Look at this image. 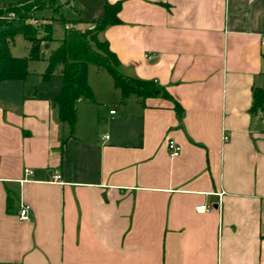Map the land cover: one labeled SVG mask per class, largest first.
<instances>
[{"label":"crops","instance_id":"obj_1","mask_svg":"<svg viewBox=\"0 0 264 264\" xmlns=\"http://www.w3.org/2000/svg\"><path fill=\"white\" fill-rule=\"evenodd\" d=\"M116 3L99 39L162 93L124 97L91 64L71 130L60 88L0 82V264H264V0H56L81 30Z\"/></svg>","mask_w":264,"mask_h":264},{"label":"trees","instance_id":"obj_2","mask_svg":"<svg viewBox=\"0 0 264 264\" xmlns=\"http://www.w3.org/2000/svg\"><path fill=\"white\" fill-rule=\"evenodd\" d=\"M51 9L57 15L56 0H31L19 6L0 9V82L26 81L29 76L28 62L40 59L41 43L50 44L55 39V17L38 20L36 12ZM121 3L106 4L104 14L95 22L93 29L67 28L64 20V35L60 46L48 59V70L43 75L50 80L58 71L63 80V88L54 101L59 110L61 122L74 129L77 122V107L81 100L94 101V93L89 84V66L105 69L114 78L115 85L122 95L136 94L141 99L158 96L162 89L155 83L136 79L124 73L117 56L107 42L99 39V34L110 26L120 24ZM14 13L13 21H3L7 14ZM32 20L40 21L33 24ZM44 20H47L46 22ZM42 22V23H41ZM22 35L30 42L29 58L14 57L10 44L15 36ZM253 114L264 115V75L263 85L253 89Z\"/></svg>","mask_w":264,"mask_h":264},{"label":"rangeland","instance_id":"obj_3","mask_svg":"<svg viewBox=\"0 0 264 264\" xmlns=\"http://www.w3.org/2000/svg\"><path fill=\"white\" fill-rule=\"evenodd\" d=\"M17 3L18 0H0V8L2 9L5 6L16 5ZM57 15L60 18V21L57 22V26L61 28L64 27V20L72 19L71 17H67L68 19H65L61 15L59 7H58ZM36 16L38 20L42 21L41 18L52 17L53 14L52 12H50V9H46L36 12ZM15 18L16 16L14 15V13H9L6 15L3 21L5 22L13 21ZM38 20H32L31 22L33 24H37L40 22ZM59 46L60 43L56 41L50 43L49 46L48 44H46V42H42L41 51H40L41 58L29 60L28 62L29 76L27 77L24 83V87L22 88L21 86V89L22 90L24 89L27 94H34V93L50 94L55 92V90H57L58 88H60V90L62 91V79L60 78L58 71L55 72L54 76L50 80H45L43 78V75L48 70V59L50 58L52 52L55 51ZM30 49H31V44L25 39L24 36L22 35L15 36L14 43L12 45V55L14 57L29 58ZM18 85H22V84L18 83Z\"/></svg>","mask_w":264,"mask_h":264},{"label":"built area","instance_id":"obj_4","mask_svg":"<svg viewBox=\"0 0 264 264\" xmlns=\"http://www.w3.org/2000/svg\"><path fill=\"white\" fill-rule=\"evenodd\" d=\"M111 114H116V111H111ZM228 138L226 137L225 140ZM167 151L169 152V155L172 158H177L181 155L182 148L181 146L174 140L170 139L167 143ZM26 174L31 175L32 171L30 169H26ZM58 183H62V176L59 173H56L55 175V180ZM199 213H206L210 211V207L204 205V206H199L197 208ZM19 220L23 222H30L31 221V207L29 205H22L20 212H19Z\"/></svg>","mask_w":264,"mask_h":264}]
</instances>
